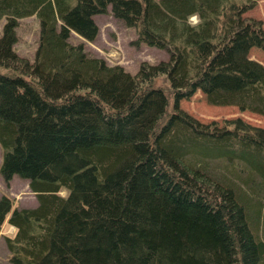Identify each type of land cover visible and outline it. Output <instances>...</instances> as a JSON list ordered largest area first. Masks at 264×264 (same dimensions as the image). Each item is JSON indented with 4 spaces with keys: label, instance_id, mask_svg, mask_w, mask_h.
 Wrapping results in <instances>:
<instances>
[{
    "label": "trees",
    "instance_id": "obj_1",
    "mask_svg": "<svg viewBox=\"0 0 264 264\" xmlns=\"http://www.w3.org/2000/svg\"><path fill=\"white\" fill-rule=\"evenodd\" d=\"M254 1L0 0V173L38 198L0 197L14 264H264V128L180 106L201 89L264 115V65L249 56L264 26L244 15ZM109 6L168 58L132 73L71 40H94ZM32 15L34 61L15 48Z\"/></svg>",
    "mask_w": 264,
    "mask_h": 264
},
{
    "label": "rangeland",
    "instance_id": "obj_2",
    "mask_svg": "<svg viewBox=\"0 0 264 264\" xmlns=\"http://www.w3.org/2000/svg\"><path fill=\"white\" fill-rule=\"evenodd\" d=\"M254 5L244 12L246 17H253L262 20L264 26V0H255ZM99 26L97 37L86 40L77 33L73 32L71 40L74 42H84L88 53L93 56L102 57L110 65L119 64L128 71L135 73L143 61L157 63L162 59L168 58V51L155 46L137 44V31L134 27H129L125 22L112 13L111 6L106 13L95 16ZM198 20L196 14L190 16V21L195 23ZM3 20L0 21V35L2 33ZM40 20L36 15L27 16L19 19L16 27L17 41L15 48L17 52L34 61L39 45ZM249 56L264 64V49L254 46L249 51ZM167 79L161 76L157 79V85L169 86ZM168 89V88H167ZM170 91V89H168ZM172 102V101H171ZM172 105V104H171ZM180 106L187 110L194 117L202 122L209 123L218 121L220 125L225 119L241 117L247 122L264 128V115L250 110H242L236 104H213L207 99L206 94L198 89L190 98L180 101ZM3 151L0 146V165L2 163ZM215 165L220 169L225 168L227 161L215 160ZM236 163L240 164L239 161ZM62 195H67L66 189H61ZM10 195L14 198L15 207H34L38 205V198L31 190L29 181L17 174L10 181H6L0 173V197ZM264 214V209H263ZM16 227L5 221L0 226V264H14L11 261V253L7 245L6 236L13 235ZM264 230V219L260 226V231Z\"/></svg>",
    "mask_w": 264,
    "mask_h": 264
},
{
    "label": "bare ground",
    "instance_id": "obj_3",
    "mask_svg": "<svg viewBox=\"0 0 264 264\" xmlns=\"http://www.w3.org/2000/svg\"><path fill=\"white\" fill-rule=\"evenodd\" d=\"M196 24V23H195Z\"/></svg>",
    "mask_w": 264,
    "mask_h": 264
}]
</instances>
